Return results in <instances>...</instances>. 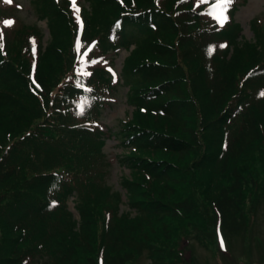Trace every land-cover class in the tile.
Masks as SVG:
<instances>
[{
  "label": "trees",
  "instance_id": "16d2710c",
  "mask_svg": "<svg viewBox=\"0 0 264 264\" xmlns=\"http://www.w3.org/2000/svg\"><path fill=\"white\" fill-rule=\"evenodd\" d=\"M211 1L88 0L100 26L82 31L54 1L46 46L25 25L0 49V264H187L185 234L208 248L247 229L259 181L264 200V78L247 90L264 37L241 42L237 23L207 15ZM95 32L129 51L134 114L116 136L132 149L120 164L133 174L121 189L108 183L103 150L102 108L116 87L103 69L74 68L88 66L77 50Z\"/></svg>",
  "mask_w": 264,
  "mask_h": 264
},
{
  "label": "rangeland",
  "instance_id": "374dc122",
  "mask_svg": "<svg viewBox=\"0 0 264 264\" xmlns=\"http://www.w3.org/2000/svg\"><path fill=\"white\" fill-rule=\"evenodd\" d=\"M55 3H60L64 7L68 6L71 9V15L77 27L81 25H92L97 28L99 25L98 21L94 18L91 12L85 11L84 9L89 8L88 0H75V6L72 0H54ZM53 0H48V4L42 10L36 9L35 0H0V5L5 6L12 4L16 9L15 17L16 20L13 26L27 24L28 28H33L35 34H32V30L28 29L26 33L32 38L34 45L40 44L47 45L50 41V35L47 25V16H45L46 11L49 9V3L54 2ZM79 8V12L75 11V8ZM208 7V6H207ZM225 10L223 14L227 17L225 21V26H233L237 23L241 33H238L241 42L243 40L255 41L257 34L263 36V27L260 23H254L256 18L264 20V0H232L231 4L224 6ZM216 14L220 13L219 8H214ZM208 15V14H207ZM209 16V15H208ZM79 17V19L77 18ZM264 24V21H263ZM100 26V25H99ZM16 30H7L4 34V44L5 47L0 46V49L13 45L14 39L13 34ZM237 31V29L235 30ZM257 33V34H256ZM39 34V35H38ZM100 33L95 32L94 35H99ZM37 36V38L35 37ZM259 36V40L262 38ZM97 36L89 44L97 41L100 43L97 49L92 48L87 54L86 65L78 64L74 66L75 70H82L88 68L103 69L107 76H109L112 81L113 75L116 73L122 74V68L124 66V61L126 56L129 54L126 49L115 50L108 47L106 41L99 39ZM254 43V42H252ZM103 45V47H102ZM88 45L84 46L82 50L87 49ZM233 43L229 45V51L232 52ZM94 61V63H93ZM263 67V68H262ZM261 69L253 79H250V83L247 85V90L250 91L252 88L253 81L260 75L259 78H264V64ZM59 72H63V67L59 69ZM122 85L113 90L111 93V100L108 104L102 108V126L108 130L106 136H104L103 150L111 161L110 173L108 177V183L115 184V188L121 189L119 181L121 176H130L133 174L129 168H125L120 164V159L124 155L131 152L132 149H125L120 145V141L116 134L120 131L124 120H130L133 118V106L128 103L129 96V86L123 77ZM264 85V80L261 82ZM263 87V86H261ZM243 88V86L241 87ZM264 88V87H263ZM240 91V90H239ZM264 92L262 89L261 93ZM260 93V92H259ZM260 97L264 100V95ZM239 96V95H238ZM241 98V96H240ZM247 107L245 106L243 110ZM115 133V134H114ZM215 141V136L211 135ZM264 167V166H263ZM262 182L259 181L258 186L251 190L249 195V200L247 201V208L249 213V225L247 229L240 235L234 237H225L219 235L217 240L212 242V244L206 248L204 247L203 241L198 240L194 234H185L180 243L179 249L184 253L187 264H264V208L263 199L259 197L262 192ZM122 195L124 200H126V194L122 190ZM70 209L74 212L76 217L78 216V211L75 209L74 201H69ZM124 205L121 209H125ZM208 209L211 210V207ZM255 216V218H253ZM221 240L223 241V247L221 245ZM136 264H151V262L142 258Z\"/></svg>",
  "mask_w": 264,
  "mask_h": 264
},
{
  "label": "snow or ice",
  "instance_id": "6c2138e0",
  "mask_svg": "<svg viewBox=\"0 0 264 264\" xmlns=\"http://www.w3.org/2000/svg\"><path fill=\"white\" fill-rule=\"evenodd\" d=\"M73 5L75 6V0H72ZM232 0H219V3L215 6L216 8L221 9L220 13L218 15H216V18L221 22V25L227 20V17L223 14L225 8L224 6L231 4ZM75 11L78 13L79 12V8H75ZM213 14V13H210ZM79 19V17H77ZM7 25H11L12 23H14L13 21H5L4 22ZM86 55V53H85ZM94 63V61H93ZM261 95H264V92L261 93ZM221 245L223 247V241L221 240Z\"/></svg>",
  "mask_w": 264,
  "mask_h": 264
}]
</instances>
